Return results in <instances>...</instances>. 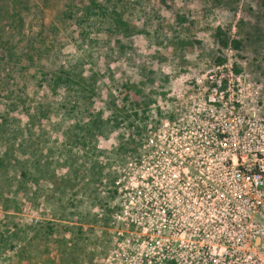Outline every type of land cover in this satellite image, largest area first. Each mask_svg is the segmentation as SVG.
<instances>
[{"label": "rangeland", "instance_id": "374dc122", "mask_svg": "<svg viewBox=\"0 0 264 264\" xmlns=\"http://www.w3.org/2000/svg\"><path fill=\"white\" fill-rule=\"evenodd\" d=\"M21 1L25 24L17 30L6 12L13 0H0V264H104L108 257L111 264L118 243L141 234L121 222L141 218L143 197L125 188L136 185L131 172L141 173L151 110L158 123L166 100L217 63L219 28L237 67L264 84V7L260 0H98L112 22L99 9L86 12L89 0ZM63 71L71 82L59 86ZM99 109L131 120L103 125L88 148L84 129ZM68 157L78 181L66 196L74 212L63 218L46 197L70 177L61 167ZM77 227L85 228L83 240L73 238Z\"/></svg>", "mask_w": 264, "mask_h": 264}, {"label": "built area", "instance_id": "2783aa9c", "mask_svg": "<svg viewBox=\"0 0 264 264\" xmlns=\"http://www.w3.org/2000/svg\"><path fill=\"white\" fill-rule=\"evenodd\" d=\"M222 52L158 123L151 110L141 173L125 188L143 197L141 218L121 222L141 234L118 243L111 264H264V84L231 45Z\"/></svg>", "mask_w": 264, "mask_h": 264}, {"label": "trees", "instance_id": "16d2710c", "mask_svg": "<svg viewBox=\"0 0 264 264\" xmlns=\"http://www.w3.org/2000/svg\"><path fill=\"white\" fill-rule=\"evenodd\" d=\"M260 3L264 7V0H260ZM22 4H23V1H21V0H13V2L11 3V5L9 7V10L6 9V12L9 13V15L11 14L14 17V21H15L14 24H15L17 30H22V27L25 24V19H24V16H23V6H22ZM85 4H86V10H85L86 12L94 13L95 9H99L100 10L99 14H102V15L108 17V18H111L112 22L115 20L113 15H110V14L107 15L108 9H105L103 6H101L99 4L98 0H89ZM0 15H1V13H0ZM216 38H217L218 43L220 45V48H221L220 50H223L225 47H227L230 44L229 38L227 37V35H225V33L220 28L218 29V31L216 33ZM232 43L234 44L235 47H239V45H240L239 41L236 40V39H234L232 41ZM222 60H223L222 55L217 57V62H221ZM6 64H8V62ZM64 73H65V71L59 72V74H56L55 82H58L60 84L59 86H63L64 84H66L68 82H71L70 81L71 77L65 76ZM128 94H130V93H127L125 95V99H128V96H129ZM124 118L128 119L129 121L131 120L130 115L128 113H125L124 115H122V113H118V114L113 115V116H108V115H104L103 109L102 110L99 109L97 111V114H90L89 120L86 123L87 127L84 129L85 133H84V136L82 138L84 146L88 147L90 142L91 143H95L98 140L100 133L103 132V129H101L103 125L112 123L113 127H117V126L114 125V123L119 121L118 119H124ZM145 131H146V125L144 123L142 132H145ZM73 164H74V162L71 161L70 157H68V158H66L64 160V163L61 164V167L63 166V168H66L67 171L70 172V177L67 180H66V177H65V183L63 185L59 184V183H55L52 186V188L49 190V192H50L49 194L50 195L48 197H46V204H48L49 207L52 208L53 210H58V208H59L58 206L60 204V208L63 209V210L60 209L62 214H65V213L72 214L74 212V211H70V210L67 209V207H69V206H71V207L74 206V199H70L69 200V198L66 197L67 196V189L70 186L76 185L77 181H78V178H77V175H76L77 174V169H75V167H73ZM87 164H89V163H87ZM90 164L92 166V162ZM22 174L26 175V171L23 170ZM114 180L115 179L113 177L110 180V190H109V192H111L110 194H112V196L110 195L111 199L115 195V193H114L115 191H113V192L111 191V188H113L115 186ZM104 184L106 185L105 182H104ZM103 187H105V186H103ZM96 192L98 194L97 189H96ZM116 207L119 208V205L117 204ZM76 209H78V207ZM114 210L111 211L112 214L114 213ZM75 213H76V211H75ZM53 215H54V213H53ZM66 216H67L66 214L63 215V218H65ZM55 227L56 226L54 225V223L50 227V233L49 234L51 236H53V234L55 233L54 232L55 231ZM77 229L78 230L76 231V235H75L76 237L74 236L73 238H77V239L83 240L82 239L83 237H81V236L85 232V231L82 232L85 228L82 229L81 227H77ZM80 231H81V233H80ZM12 247L14 248V246H12ZM57 260H58L59 264H62V262L61 263L59 262L60 259L57 258ZM61 260L63 261V263L66 264V261L64 259H61Z\"/></svg>", "mask_w": 264, "mask_h": 264}]
</instances>
